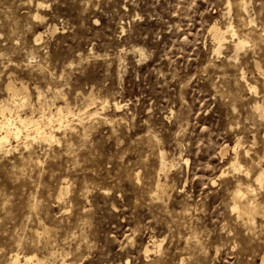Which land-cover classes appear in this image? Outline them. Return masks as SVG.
Instances as JSON below:
<instances>
[{
    "label": "rangeland",
    "instance_id": "rangeland-1",
    "mask_svg": "<svg viewBox=\"0 0 264 264\" xmlns=\"http://www.w3.org/2000/svg\"><path fill=\"white\" fill-rule=\"evenodd\" d=\"M246 1L0 0V122L56 138L28 125L0 150V264H262L264 0Z\"/></svg>",
    "mask_w": 264,
    "mask_h": 264
},
{
    "label": "bare ground",
    "instance_id": "bare-ground-1",
    "mask_svg": "<svg viewBox=\"0 0 264 264\" xmlns=\"http://www.w3.org/2000/svg\"><path fill=\"white\" fill-rule=\"evenodd\" d=\"M242 8H243V10H245L246 12H247V1L246 0H242ZM241 11H242V9H241ZM252 22V21H251ZM250 22V23H251ZM211 30H213V32H214V34L213 35H215L214 37L219 41V43L218 44H220V46L222 45V43L225 41V33L227 32V31H233V28H232V26H229V27H227V30L226 31H224V30H222V29H220V28H218L216 25H214L213 26V28L211 29ZM212 32V31H211ZM233 33H234V35L236 36V33L233 31ZM216 40V41H217ZM245 45H246V41L245 40H243L242 38H240V37H238L237 38V41H236V45H235V47H236V50L237 51H240L241 49H243L244 47H245ZM220 46H218V47H220ZM220 48H222V47H220ZM219 50V49H218ZM217 50V51H218ZM219 52V51H218ZM243 75V74H242ZM243 77V76H242ZM8 89L10 90V91H12L13 92V94H16V93H18L19 92V89H16V87L14 86V85H12V84H9L8 85ZM20 92H21V89H20ZM19 94V93H18ZM17 95V94H16ZM11 96H12V94H11ZM14 98H15V95H14ZM9 105V104H8ZM23 105V104H22ZM11 108V107H10ZM9 110V108L4 104H2L1 105V114L3 115V116H6V111H8ZM58 112H57V115H55V116H57V121H59L61 124L62 123H64V119H67V118H69L67 115L69 114V113H71L70 111H68L67 112V114H65V115H63L64 113H63V111H62V109L61 108H59L58 110H57ZM16 119L15 120H12L11 118L9 119V118H7V117H4V119H5V121L4 122H0V150H5V151H9L10 149H8V148H6V146L9 144V142H10V139L13 137V138H18V137H20V134L22 133V131H23V129L24 128H27V126L28 125H30V126H33V128H35L34 130H36L37 132H38V134H39V136H40V139L42 138V139H44V140H46V141H49V142H52L53 140H56V138H55V136L53 135V132L52 131H50L49 133L48 132H44V131H42V125H41V121L40 120H34L33 118H28V117H26V118H24V117H22V116H20V115H17V117H15ZM48 120L49 121H52L53 120V115H52V117H49L48 118ZM67 123V122H66ZM53 127V126H52ZM51 128V127H50ZM30 135V134H29ZM35 138H36V136H35ZM39 138V137H38ZM238 145V144H237ZM239 146V145H238ZM8 149V150H7ZM163 158V157H162ZM162 162H164V161H162ZM163 165H164V163H162ZM237 165V164H236ZM236 165H234V166H236ZM257 181L261 184V185H263V183H264V171L262 170V173L258 176V178H257ZM260 185V186H261ZM239 191V190H238ZM236 199H239V200H243V199H245L244 198V194L241 192V190L236 194ZM247 199V198H246ZM235 200V199H234ZM236 201V200H235ZM244 201V200H243ZM242 201V202H243ZM246 201V200H245ZM252 202H249L248 201V203L246 204V207L245 208H243L244 210H242L245 214H247V216H252V215H254V217H255V215H257V214H255L257 211H258V209H257V205L256 206H254V202H253V200H251ZM244 204V206H245V203H243ZM236 205V204H235ZM239 206V205H238ZM238 206H236V209L238 210ZM242 206V205H241ZM241 212V211H240ZM260 212V211H259ZM238 214V213H237ZM243 213H241V215H242ZM241 215H240V217H241ZM246 216V217H247ZM239 217V216H238ZM242 218H243V216H242ZM248 218V217H247ZM252 218V217H251ZM249 221L251 220V219H248ZM253 220V219H252ZM252 220L250 221L251 223H253L252 222ZM255 220V219H254ZM247 221V220H246ZM153 242V241H152ZM158 243V242H157ZM152 245L154 246V244L152 243ZM157 246V245H156ZM161 247V246H160ZM150 249V248H149ZM147 251H149L148 249H147ZM151 252V251H150ZM13 255V254H12ZM22 256H24V255H22ZM10 259H12V258H10ZM13 263L14 264H42V261L41 260H39L38 258H36V256H24V257H20L19 256V254L18 255H15V256H13ZM44 264V263H43ZM262 264H264V258H263V262H262Z\"/></svg>",
    "mask_w": 264,
    "mask_h": 264
}]
</instances>
